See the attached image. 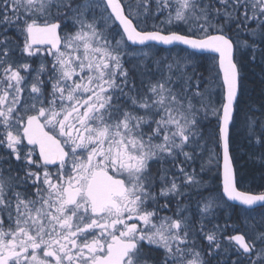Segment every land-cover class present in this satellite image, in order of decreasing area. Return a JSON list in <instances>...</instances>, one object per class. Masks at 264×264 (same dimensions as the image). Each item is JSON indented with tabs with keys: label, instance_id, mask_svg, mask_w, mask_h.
<instances>
[{
	"label": "snow or ice",
	"instance_id": "1",
	"mask_svg": "<svg viewBox=\"0 0 264 264\" xmlns=\"http://www.w3.org/2000/svg\"><path fill=\"white\" fill-rule=\"evenodd\" d=\"M245 63L264 0H0V264H264Z\"/></svg>",
	"mask_w": 264,
	"mask_h": 264
},
{
	"label": "trees",
	"instance_id": "2",
	"mask_svg": "<svg viewBox=\"0 0 264 264\" xmlns=\"http://www.w3.org/2000/svg\"><path fill=\"white\" fill-rule=\"evenodd\" d=\"M208 55V54H207ZM205 55V56H207ZM247 57L245 56V60ZM203 61H201V64ZM205 68H200V71H204ZM243 76H244V94L241 97V105H240V113L237 117L238 125L243 122V112L246 110V106L249 104L254 105L257 109H261L260 111H254L251 115L259 117L261 120H264V109L261 108L264 105V65L260 63L256 64H248L245 63L243 67ZM259 128V124L257 126ZM238 143H242L244 148L242 151H256L259 152L262 149L256 148L252 149L247 146V142L243 141L242 137L238 140ZM247 162L246 171L248 176L250 177L248 187L255 191L264 190V179H262V175H264V166H261L255 162H248L247 155H243L242 159L238 161V163ZM221 223H223V218H221Z\"/></svg>",
	"mask_w": 264,
	"mask_h": 264
},
{
	"label": "rangeland",
	"instance_id": "3",
	"mask_svg": "<svg viewBox=\"0 0 264 264\" xmlns=\"http://www.w3.org/2000/svg\"><path fill=\"white\" fill-rule=\"evenodd\" d=\"M207 65H208V62H207L206 60H203V63L201 64V68L204 67V68L206 69V68H207ZM257 126H258V124H257ZM207 175H208V176H211L212 173H208Z\"/></svg>",
	"mask_w": 264,
	"mask_h": 264
}]
</instances>
